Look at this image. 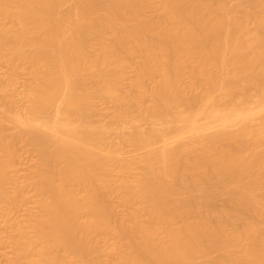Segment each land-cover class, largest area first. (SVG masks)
I'll use <instances>...</instances> for the list:
<instances>
[{
	"label": "bare ground",
	"instance_id": "obj_1",
	"mask_svg": "<svg viewBox=\"0 0 264 264\" xmlns=\"http://www.w3.org/2000/svg\"><path fill=\"white\" fill-rule=\"evenodd\" d=\"M68 1L62 10L67 0H0V52L11 73L0 87V203L13 198L14 142L40 154L30 178L39 196L32 236L11 220L0 243L9 238L15 261L32 254L34 264H100V234L118 264H264V0H245L248 9L241 0ZM22 64L34 66L33 81L27 107L13 113ZM127 68L134 86L122 93ZM98 97L113 103L120 142L148 147L174 132L170 144L129 159L141 169L136 182L125 177L130 161L115 176L122 147L105 139L111 123L92 117ZM141 99L148 104L138 118L154 123L147 128L132 123ZM185 132L200 135L181 142ZM111 194L127 207L118 220ZM215 250L224 253L213 258Z\"/></svg>",
	"mask_w": 264,
	"mask_h": 264
},
{
	"label": "rangeland",
	"instance_id": "obj_2",
	"mask_svg": "<svg viewBox=\"0 0 264 264\" xmlns=\"http://www.w3.org/2000/svg\"><path fill=\"white\" fill-rule=\"evenodd\" d=\"M237 1V0H234ZM242 1V9H248L249 6L247 4V2H245V0H241ZM151 2L153 4H155L157 2V0H151ZM63 5V6H62ZM61 5L62 10H66L67 8H69L70 6V1L67 0V2L63 3ZM145 4L143 7L144 9H142L145 13L146 16H148L149 18H153L156 19L158 17V12L154 9V5H147ZM107 34H104V37H106ZM1 52H0V87H2L3 85H8V80L11 77V73L9 72V69L7 68V66L5 65V63L3 62V59L1 58ZM185 58V57H184ZM186 59V58H185ZM34 69V66L32 68L31 64H22L19 66L18 72L16 74V77L14 79L13 85L11 86V94H12V98L14 97L15 99V105L13 106V108L11 109L13 111V113H19V111L21 112L22 110H24L27 105H28V99L25 95L26 93V87L29 83H31L33 81V75L30 73L31 70ZM183 75H181V82L184 86H187L192 80H191V74L189 72V70H185L184 73H182ZM32 77V78H31ZM198 78V90L200 91H208L209 90V85L208 83L203 80ZM153 79H148L147 83H152ZM135 81V73L131 68H127L125 69L124 72V79L122 82V85H120V87L118 88L121 92L125 91V93H127L126 91L128 90L129 92L131 90H133L131 86H134V82ZM7 83V84H6ZM133 84V85H132ZM150 85V84H148ZM10 88V87H9ZM9 91V93H10ZM119 91V92H120ZM122 92V93H123ZM10 94V95H11ZM146 99H141L139 100V104L137 103V105L133 108V113L132 115L134 116V120H132L133 124H137L140 125L143 128H147L150 127L151 125H153V120H140L138 118V107H143V106H138V105H147L148 102L145 101ZM145 101V102H144ZM94 105H95V109L93 112V119L95 120V122H98V124L100 126H103L104 124L107 125V123H111L110 125H112L111 127L113 128L111 130L110 133L105 134L106 135V140H108V142H114L117 143L118 141V145H120L121 149H117L118 154L116 155L117 158V162L120 163L119 166H117L115 163V166L118 167L115 171L112 172L114 174H117L115 176L120 175V177H123L125 175H123L125 173V171L123 170V165L126 164L127 162L130 161L131 163V169L130 172L127 173V175L125 176L126 178H128L129 180H131L132 182H136V180L138 179V177H140L139 174H141V169H139L134 163V165L132 164L131 158L134 157H139L140 155H143L145 152H147L148 150H159L162 147H164V144L167 142H169L168 144H170V142L173 141V134L174 132H170L166 134V137H162V138H158L156 139L150 146H135V145H130L127 144L126 142H120L119 137H118V133H120V131L122 130L121 127L119 126V121H116L115 117H114V106L113 103L110 101L109 98H102V97H98L94 99ZM143 103V104H141ZM137 112V113H136ZM2 114L0 113V117ZM113 115V117H112ZM260 115H264V111L260 112ZM0 118V119H1ZM133 119V117H132ZM1 121L4 123L5 122V118L3 117V119H1ZM5 124V123H4ZM109 125V124H108ZM8 129V132H12L14 131L13 125L11 123H7L5 125ZM231 129H236L237 126H231ZM121 129V130H120ZM215 128H213L211 131L215 130ZM120 130V131H119ZM209 131V132H211ZM200 133L199 132H185L181 135V137L179 136L178 140L180 139L181 142H188L190 139V141H192L195 137L199 136ZM109 137V138H108ZM175 138V137H174ZM17 142V143H16ZM14 142V153H17V159L14 156V159L12 162H10L9 164H11L10 166H7V173L9 175L10 178V183L7 184V188L8 189H12L11 191L14 190L13 193V198L10 200V202H8V206L6 203H0V226L2 228L1 231L2 234L4 236L7 237V235H10L11 230H10V224L9 222H16L19 223L20 225H22L23 227H25L26 232H25V236H27V239H29L32 236V229L29 227L30 226V220L38 213L39 211V196L37 195L36 192V188L34 187V184L30 183V178H32V176L34 175V172H36L37 168L35 166H37L36 164L38 163L39 159H40V154L39 152L36 150L35 147H33L31 144L25 143V142H18L16 141ZM107 142V141H106ZM103 144V140L102 142L98 143L99 144ZM122 143V145H121ZM174 143V142H173ZM96 147V146H95ZM97 148V149H96ZM95 148L96 151H100L101 149L106 148V146L103 145H99ZM134 160V159H132ZM123 165H122V164ZM133 165V167H132ZM36 169V170H35ZM120 170V171H119ZM122 170V171H121ZM124 172V173H123ZM120 173V174H119ZM121 173H123L121 175ZM129 175V176H128ZM114 176V175H113ZM112 176V177H113ZM114 176V177H115ZM119 177V176H118ZM28 181V182H27ZM14 183V185H13ZM16 185L19 187V189H17L18 187H16ZM20 185V186H19ZM23 189H21V188ZM14 188V189H13ZM20 191L21 189V197L18 195L19 192H17V190ZM16 191V192H15ZM23 191V192H22ZM15 194V195H14ZM19 196L17 198V196ZM16 196V197H15ZM115 196V197H114ZM15 197V200H14ZM17 198V199H16ZM106 199L108 200L107 202H112L109 203L110 205H112V216L114 218V216L116 215V217L114 218L115 220H118L120 216L121 217V213H125L127 210V207L123 206V204H119L121 203L117 198L116 195L111 194V195H107ZM118 202V203H117ZM217 206H222L225 204V198L220 197L216 200ZM131 208L132 210H137L139 211V209L141 208V204L139 202L134 201L133 204H131ZM115 213V215H114ZM143 219V221H147L148 219V215L146 213L141 212L140 214ZM120 219V218H119ZM5 220V221H4ZM12 220V221H11ZM261 222L264 224V217L261 218ZM231 228V226H229ZM159 235L163 236V231L162 229H159ZM6 234V235H5ZM29 237V238H28ZM128 237V236H127ZM98 243H99V251L97 253V257L101 260L99 261L100 264H118V260H116V254L114 252V250L112 249L113 247L111 246V240L108 236H106L105 234H100L98 236ZM35 244V243H32ZM31 245V244H30ZM28 247L29 251L32 252H37L38 249L40 248V244L39 245H32ZM110 246L112 247L111 249L113 250V255L112 256V251H110ZM29 251L27 252V254H31L29 253ZM39 252V251H38ZM224 252L222 250H215L211 253V256L213 258H217L219 256H221ZM29 256V257H28ZM31 255H26L25 258H23L22 260L19 261H15L14 259V247L11 243V240L9 238L5 239V242L0 243V264H34L32 258L33 256ZM27 257V258H26ZM69 259L71 258H67V262L66 264H68V262L70 261ZM72 262V260H71Z\"/></svg>",
	"mask_w": 264,
	"mask_h": 264
}]
</instances>
